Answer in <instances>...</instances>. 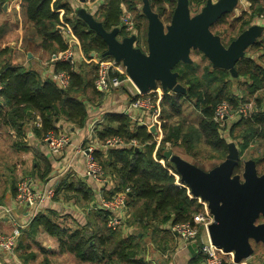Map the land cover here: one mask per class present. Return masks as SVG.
Segmentation results:
<instances>
[{
  "label": "trees",
  "instance_id": "obj_1",
  "mask_svg": "<svg viewBox=\"0 0 264 264\" xmlns=\"http://www.w3.org/2000/svg\"><path fill=\"white\" fill-rule=\"evenodd\" d=\"M8 1L0 0V13L5 10L4 5ZM140 1L105 0L96 17L108 31L120 28L123 37L128 32L121 26L122 17L127 11L135 12L138 19L136 27L143 35L136 46L140 47V42H143L147 47L148 20L140 11ZM149 1L152 9L163 20H171L177 0ZM206 1L190 0V8L198 11ZM249 2L250 11L243 12L231 25L239 33L264 15V0ZM22 8L24 28H33L39 45L51 55L65 53L74 45L90 57L94 54L103 56L108 49L104 39L77 15L69 0H22ZM227 16L228 14L224 15L216 24L225 22ZM6 33V26L0 25V41ZM72 41L75 42L74 45ZM250 49L259 56L246 54L241 58L236 63L237 77L226 69L213 67L212 64L204 68L202 75L198 74L195 64L181 62L175 67L174 70L179 73V81L186 86L187 92L183 95L164 92L160 104V128L163 133L160 142L147 126L134 122L125 113L111 111L104 115L96 129L101 143L107 139L119 138L125 143L136 140L139 144V147L125 144L108 149L98 148L95 151L96 158L111 174L114 182L112 190L105 196L112 198L127 190V202L132 210L125 225L134 228L132 234L123 237L124 228L109 227L107 211L89 212L103 217L105 224L97 231H91L87 225L77 229L65 228L57 218L40 213L30 226L32 232L43 227L58 239L61 251L71 252L81 262L145 264L142 259L145 250L142 240L150 236L157 242L163 232H171L169 224L191 221L199 209L197 201L190 196L189 187L185 183L176 184L181 177L174 164L164 157L167 149L185 147L191 150L196 144L204 143L213 151L210 158L216 157L223 161L229 153L228 139L223 135L225 129L237 141L242 155L251 146L256 147L258 154H254L252 159L256 161L258 172L263 174L264 35ZM14 54L11 46H0V80L3 83L0 93L8 101L7 107L0 106V122L18 131L21 136H26L23 129L28 122L36 121L38 126L35 125L33 132L42 142H45L49 134L60 132L58 120L66 121L74 129L84 128L91 115L90 108L98 104L97 99L101 102L104 97L94 84L97 66L54 61L55 71L66 72L70 77L69 85L62 88L51 76L44 77L37 69L14 64ZM237 83L238 87L235 88ZM181 97H186L199 111L200 119L196 125L171 122L175 115L181 114L182 108L178 103V98ZM253 100L255 110L250 116L238 118L226 127L215 120L219 104L227 102L237 110L242 104ZM162 159L164 164L159 161ZM43 167L45 172L40 178L46 181L52 165L46 161ZM168 168L173 169V174L169 173ZM241 172L242 166H237L234 170V174ZM93 195L86 180L69 174L60 177L56 185L55 199L61 196H78L90 201L94 198ZM18 255L23 259L20 253ZM1 257L4 260L2 255ZM261 259L264 264V256ZM3 264L10 263L4 260Z\"/></svg>",
  "mask_w": 264,
  "mask_h": 264
},
{
  "label": "water",
  "instance_id": "obj_2",
  "mask_svg": "<svg viewBox=\"0 0 264 264\" xmlns=\"http://www.w3.org/2000/svg\"><path fill=\"white\" fill-rule=\"evenodd\" d=\"M237 3L238 0H208L201 11L192 15L190 0H177L170 23L164 24L150 1L144 0L143 14L148 20L147 52L136 46V35L122 37L120 28L106 30L85 9L77 13L107 43L104 56H112L126 67L140 93L146 94L161 86L164 92L183 95L187 88L174 69L181 62L191 63L193 50L202 52L215 68L226 69L237 77L236 63L262 35L264 26L255 24L226 46L212 33L211 28L231 13ZM7 8L8 3L4 5ZM150 131L155 132L156 127ZM228 146L226 158L210 170L175 154L172 149L163 155L174 164L191 193L208 202L213 214V222L208 227L213 244L225 252H234L235 261L240 262L253 256V241L264 244V222H259L264 216V173L258 172L254 159H242L236 142H228ZM237 166H242V172L234 174ZM189 248L195 250L197 244Z\"/></svg>",
  "mask_w": 264,
  "mask_h": 264
},
{
  "label": "crops",
  "instance_id": "obj_3",
  "mask_svg": "<svg viewBox=\"0 0 264 264\" xmlns=\"http://www.w3.org/2000/svg\"><path fill=\"white\" fill-rule=\"evenodd\" d=\"M69 1L76 13L79 9H85L87 12L93 14L92 10L85 4H79L75 0ZM239 5L241 7L240 14L235 19L243 12L250 11L251 3L249 0H238L235 9L231 13L235 12ZM255 24L264 26V19L257 18L252 25ZM0 25H4L7 28V33L3 40L9 38V34L14 35L10 42L6 44L14 50V64H22L26 67L37 69L44 77H49L55 71L53 62L50 60L51 54L39 45L34 29L24 28L22 0L8 1L7 10H3L0 13ZM261 34L258 40L264 35V29ZM254 55L255 57L259 56L258 53H254ZM7 104V99L0 93V106L5 108ZM99 105L96 104L93 108H90L91 115L84 128L74 129L70 127L71 143L62 152L61 158H59L60 156H53L47 144L43 143L34 134L33 129L37 125L36 121L28 122L25 126L23 131L26 136H21L18 131L0 122V206L14 205V197L17 192L16 182L19 176L20 179L27 177L35 180L37 184H53L56 187L60 177L66 175L65 173L67 172L71 177L86 180L92 189L94 198L90 201H85L78 196H72L70 198L61 196L59 199L54 198V200L45 204L38 214L42 213L57 218V221L65 228L77 229L87 225L91 231H97L104 226L105 222L101 215L98 213L89 214L84 211L100 195H105L112 190L114 186V183H112L113 180L111 179L112 182L104 186L94 182L92 178L86 175L84 156L76 151L77 147L83 144L84 139L89 135L90 128L94 124L93 122L104 118L107 112L123 111L107 110L101 112L104 104ZM66 124L67 122L64 120L57 121V125L61 130L65 129ZM46 161L52 165V171L47 175L46 181H42L40 177L45 172L43 166ZM60 164H62V170H67L59 177L56 171H59L58 167ZM131 210L132 207L127 202L123 212L129 215ZM30 217L27 207H17L15 213L11 215H0V232H11L15 218L25 225L22 228L18 245V253L23 256V259L19 257L22 264L24 262L25 264H101L81 262L71 252L61 251L58 239L51 236L43 227L36 228L35 232H32L30 226L35 218L30 219ZM123 228V237L129 236L134 231V228L131 226L125 225ZM171 232H163L158 237L155 245H150L147 238L142 240V247L145 249L142 259L144 260L146 255H151L157 259L159 264H205L204 257L199 251L198 246L195 250H191L189 248L190 245L184 247L178 235ZM1 255L10 264H16L1 252L0 264L4 263Z\"/></svg>",
  "mask_w": 264,
  "mask_h": 264
},
{
  "label": "built area",
  "instance_id": "obj_4",
  "mask_svg": "<svg viewBox=\"0 0 264 264\" xmlns=\"http://www.w3.org/2000/svg\"><path fill=\"white\" fill-rule=\"evenodd\" d=\"M104 1L105 0H75V2L79 4L88 6L95 16ZM260 18L263 20L264 15ZM121 26L127 31L134 30L135 22L129 11L123 15ZM74 44L75 42L72 41V45ZM50 60L51 62L57 60L69 61L72 64L80 62L95 64L97 69L94 84L96 89L99 90L104 97L118 90L125 81H131L127 69L122 63L117 62L114 58H106L104 55L94 54L92 57L87 56L78 48L76 49L75 45L65 53L52 54ZM50 76L57 82L59 87L65 88L69 85L70 77L66 72L53 71ZM133 87L134 90L130 89V101L122 113L129 115L134 122L147 126L149 130H151L153 126L158 127L161 121V107L154 99L156 98V94H164L161 86H158L156 89L146 94L140 93L134 84ZM2 89L3 83L0 80V91ZM153 95L155 96L154 99H152ZM229 109L230 105L227 102L219 104L216 109L215 120L219 122L221 126H224L230 118L237 120L241 117L250 116L255 110V103L254 101L244 103L231 114H228ZM102 121L103 118L96 120L95 124L90 128L89 135L84 139V143L79 145L76 151L84 156L86 175L92 178L97 184L104 186L105 184L111 183V178L105 177L106 170L95 156L96 149H108L116 146H123L125 144L130 147H139V144L136 140L125 143L119 138L107 139L105 142L101 143L98 139L96 129ZM157 141L160 142L161 140ZM45 143L49 147L50 153L55 157H59L62 156V152L71 143V140L66 135L49 134L45 138ZM159 161L163 164L165 163L163 159ZM168 170L173 174L172 168H168ZM61 174H63V172H61ZM182 183L181 179L176 181L177 185H181ZM189 193L199 204V209L197 213L194 214L193 220L168 225L170 231L178 235L181 244L187 247L196 243L199 251L204 256L205 264H256L251 261L252 257L236 262L234 252H225L222 248L213 244L208 230L209 225L213 222V214L211 213L208 202L203 200L200 196L193 195L190 188ZM55 194L56 187L53 184H37L35 180L31 178H22L17 184L14 205L0 206V215H11L15 213L17 207H27L31 216L30 219H34L45 204L53 200ZM126 205L127 190L116 194L112 198L100 195V197L92 202L84 212L107 211L109 212L108 226L118 229L125 226V220L130 216V214L128 215L123 212ZM24 226V224L20 223L15 218L11 232H0V252L5 257L13 260L16 264H22L18 255V245ZM147 256L150 257L146 260L145 264H159L156 258L151 255Z\"/></svg>",
  "mask_w": 264,
  "mask_h": 264
},
{
  "label": "rangeland",
  "instance_id": "obj_5",
  "mask_svg": "<svg viewBox=\"0 0 264 264\" xmlns=\"http://www.w3.org/2000/svg\"><path fill=\"white\" fill-rule=\"evenodd\" d=\"M213 1H216V0H213ZM138 6L140 8V11L143 13L144 0H141L139 2ZM166 7L170 10V7L168 5H166ZM203 7H204V5L198 11H201V9ZM240 10H241V7L239 5L235 12L228 14V16L225 19L226 20L225 22L216 24L211 28L212 33H214L216 36H219L221 38V41L226 45H228L231 41H233V37H235L234 39H236L238 37V35L240 34L238 32V30L231 27V25L234 24L235 17L238 16V14H240ZM198 11L191 9V14L195 15ZM129 12L133 16V19L135 22V27H134V30H132V31L126 30L128 32L127 36L136 35L137 36L136 44H137L139 42L140 38L142 39L143 35L140 34V30L137 29V27H136L138 19H137L135 12H133V11H129ZM156 13H158V12H156ZM163 22H164V24L170 23V21L165 20V19L163 20ZM9 36H10L9 38H7V39L5 38L4 40L2 39L0 41V46H5L14 37V35H12V34H9ZM120 39H122V38L120 37ZM140 48L143 51L147 52L146 51L147 47L144 46L143 42H140ZM246 54L250 55V56H255L254 52L250 48L246 50L245 55ZM191 58H192V62L188 63V64H195L197 67V72L199 75H202L204 73V68L206 66H209L210 64H212L209 61V59L207 57H205L203 55V53L199 52L198 50L192 51ZM212 66H213V64H212ZM241 80L243 81L244 79H241ZM238 83H240V81H238ZM238 83L236 84L235 88L238 87ZM130 89L134 90L133 83L131 81H125L123 83V85L118 90L114 91L109 96L103 97V100L101 102H100V99H97V102H98L97 105H99V104L103 105L104 104V106H102V108H101V112H104L107 110H124L125 107L128 105L130 98H131ZM161 94H159V95L156 94L155 99H154L155 96L154 95L152 96V99H154V101L156 103L158 102V104H161V102L163 101V93H161ZM178 103H180L181 108H182L181 114L175 115L171 119V122H173V123L184 122L186 124L196 125L200 119V113L197 109H195L194 104L192 102H190L186 97L178 98ZM101 105H99V106H101ZM97 109H98V107H97ZM233 111H235V110L230 105V109L228 110V114L234 113ZM235 114H236V112H235ZM234 121L235 120L230 118L224 124V126L226 127L229 124L231 125ZM95 122H93V123L95 124ZM161 123H162V121H160V123L158 124V127H156V131L152 132L155 134V137L157 140H162V138H163V133H162V130L160 128ZM91 125H92V123H91ZM70 127H71V125L69 123H67L65 129H62V130L60 129V132L57 133V135H66L71 140V134H70L71 129H70ZM223 135H224V137H226L228 139V142H231V141L237 142L230 137L229 133L225 129L223 131ZM43 143H45V142H43ZM172 150L175 152V154L185 158L186 160H188L190 162H193L194 164L199 163L201 165V166L200 165L199 166L201 168L206 169V170H210L212 168V166H215L221 162L216 157L210 158L213 151L210 148H208L204 143L196 144L195 147L191 150H188L185 147H174ZM193 153L195 155H193ZM254 154L256 155V154H258V152H257L255 146H251L250 148L247 149V151L243 155L242 159L243 160L251 159ZM59 158H61V156ZM58 160H61V159H58ZM58 168H59L58 169L59 171L58 172L56 171V173L60 177L66 172L67 169L62 170V168H63L62 164H60ZM62 171H64L63 174H61ZM169 173L171 174L170 171H169ZM65 174H67V172ZM110 175L111 174L108 171H106L105 177L111 178ZM19 180H20V176L17 179L16 186H17ZM110 182H112L111 179H110ZM112 183H114V182H112ZM54 198H53V200H54ZM259 222H264V216H261V218L259 219ZM146 238L149 241L150 245L156 244V241L153 240L150 236H147ZM253 247H254V255L252 256L251 261H253L256 264H262L263 262H262L261 257L264 256V244L263 243H255L253 241ZM149 257L150 256H147V255L144 257L145 262Z\"/></svg>",
  "mask_w": 264,
  "mask_h": 264
}]
</instances>
